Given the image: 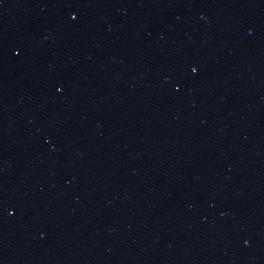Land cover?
<instances>
[{"label":"water","instance_id":"water-1","mask_svg":"<svg viewBox=\"0 0 264 264\" xmlns=\"http://www.w3.org/2000/svg\"><path fill=\"white\" fill-rule=\"evenodd\" d=\"M0 264H264V0H0Z\"/></svg>","mask_w":264,"mask_h":264}]
</instances>
